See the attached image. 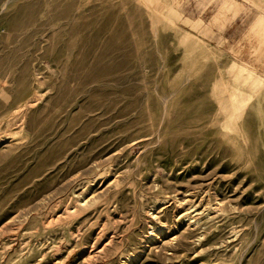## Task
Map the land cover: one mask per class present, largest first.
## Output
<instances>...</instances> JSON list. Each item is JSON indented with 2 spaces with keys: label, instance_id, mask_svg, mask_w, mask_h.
<instances>
[{
  "label": "rangeland",
  "instance_id": "rangeland-1",
  "mask_svg": "<svg viewBox=\"0 0 264 264\" xmlns=\"http://www.w3.org/2000/svg\"><path fill=\"white\" fill-rule=\"evenodd\" d=\"M223 2L0 0V264H264V8L247 54Z\"/></svg>",
  "mask_w": 264,
  "mask_h": 264
},
{
  "label": "crops",
  "instance_id": "crops-1",
  "mask_svg": "<svg viewBox=\"0 0 264 264\" xmlns=\"http://www.w3.org/2000/svg\"><path fill=\"white\" fill-rule=\"evenodd\" d=\"M180 0H170V4L173 7L175 13L180 17V19H182L183 21H185L186 23H189L193 28L195 29H199L203 26V20L202 19H189V18H184L182 17L181 13L177 10V4L179 3ZM208 1H214V0H208ZM248 2H253L256 6H258L259 8L262 9V12L260 14H258V16L256 17V19L254 20V22L251 24V26L248 28V30L246 31V33L243 35V37L237 42L236 46L234 47L235 50L237 51H241V50H245V52L247 54H249L251 51V48L248 47L249 45H252L253 43H250L251 40L249 41V39H252V29L254 28L255 23L257 22V20L259 19V17L263 14V8L262 4L259 0H247ZM210 3V2H208ZM235 0H224L222 7L220 8L219 12L216 15V19L219 18L218 16H220L221 14L225 13V10L236 6L235 5ZM260 5V6H259ZM207 25H205V28H203L202 31L211 34H215L218 36V32L216 30H211L209 28L206 27ZM198 35V34H197ZM202 38V37H201ZM255 39V37H254ZM207 42V41H206ZM248 42V43H247Z\"/></svg>",
  "mask_w": 264,
  "mask_h": 264
},
{
  "label": "bare ground",
  "instance_id": "bare-ground-1",
  "mask_svg": "<svg viewBox=\"0 0 264 264\" xmlns=\"http://www.w3.org/2000/svg\"><path fill=\"white\" fill-rule=\"evenodd\" d=\"M242 65V64H241ZM239 77V76H238ZM241 89L242 88H240V89H233V90H235L234 92H231V93H229V99H230V103H231V107H232V109L234 110V111H236V112H234V114L233 115H235V114H237V112H239V111H237V110H240L241 108H243L245 105H246V103H247V100H249V98L245 95V93L243 92V91H241ZM232 115V116H233ZM236 116V115H235ZM188 215V214H187ZM167 225H164L163 227H165V228H163L164 230L167 228L166 227ZM161 232H163V230L161 231ZM152 235L153 236H155V237H157L158 238V236H159V234L156 232V231H154L153 230V232H152ZM160 239V238H159ZM169 244V243H168Z\"/></svg>",
  "mask_w": 264,
  "mask_h": 264
}]
</instances>
